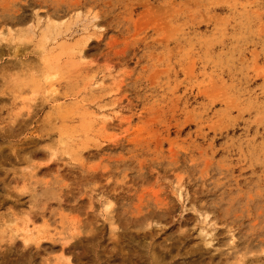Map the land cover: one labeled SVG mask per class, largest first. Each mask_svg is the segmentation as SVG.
<instances>
[{
	"label": "rangeland",
	"instance_id": "374dc122",
	"mask_svg": "<svg viewBox=\"0 0 264 264\" xmlns=\"http://www.w3.org/2000/svg\"><path fill=\"white\" fill-rule=\"evenodd\" d=\"M0 264H264V0H0Z\"/></svg>",
	"mask_w": 264,
	"mask_h": 264
},
{
	"label": "bare ground",
	"instance_id": "6f19581e",
	"mask_svg": "<svg viewBox=\"0 0 264 264\" xmlns=\"http://www.w3.org/2000/svg\"><path fill=\"white\" fill-rule=\"evenodd\" d=\"M82 55H83V54H82ZM179 196H180V195H179ZM180 197H181V196H180ZM108 208H109V207H108ZM204 232H205V231H204ZM28 233H29V232H28ZM28 233H27V234H28ZM32 233H33V232H32ZM32 235H33V234H32ZM28 236H29V235H28ZM33 237H34V236H33ZM27 243H28V242H27ZM66 244H67V243H66ZM63 251H64V250H63Z\"/></svg>",
	"mask_w": 264,
	"mask_h": 264
}]
</instances>
